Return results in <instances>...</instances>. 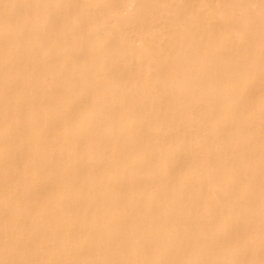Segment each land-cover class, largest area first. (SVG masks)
<instances>
[{"label":"bare ground","instance_id":"obj_1","mask_svg":"<svg viewBox=\"0 0 264 264\" xmlns=\"http://www.w3.org/2000/svg\"><path fill=\"white\" fill-rule=\"evenodd\" d=\"M0 264H264V0H0Z\"/></svg>","mask_w":264,"mask_h":264}]
</instances>
